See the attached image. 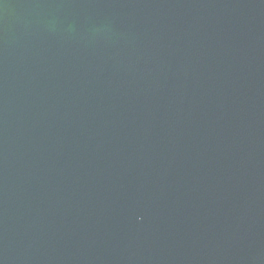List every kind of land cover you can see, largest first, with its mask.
Returning <instances> with one entry per match:
<instances>
[{
  "label": "water",
  "instance_id": "obj_1",
  "mask_svg": "<svg viewBox=\"0 0 264 264\" xmlns=\"http://www.w3.org/2000/svg\"><path fill=\"white\" fill-rule=\"evenodd\" d=\"M0 264H264V0H0Z\"/></svg>",
  "mask_w": 264,
  "mask_h": 264
}]
</instances>
